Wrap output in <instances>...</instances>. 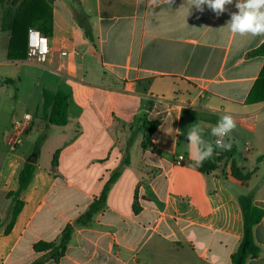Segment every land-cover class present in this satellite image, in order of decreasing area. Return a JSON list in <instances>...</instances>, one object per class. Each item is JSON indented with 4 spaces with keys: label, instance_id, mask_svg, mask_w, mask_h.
<instances>
[{
    "label": "crops",
    "instance_id": "crops-1",
    "mask_svg": "<svg viewBox=\"0 0 264 264\" xmlns=\"http://www.w3.org/2000/svg\"><path fill=\"white\" fill-rule=\"evenodd\" d=\"M235 3L219 16L207 6L188 15L180 8L185 0L152 11L147 0L49 3L48 62L31 82L0 77V264H233L244 221L230 185L253 190L264 211V161H258L264 156V56L251 55L264 36L228 30ZM11 38L2 29L0 4L3 61H28L9 59ZM46 90L69 95L67 126L45 120ZM222 114L236 121L226 142L238 167L251 173L247 184L232 176L231 162L205 175L190 158L188 128L215 125ZM16 120L22 125L14 127ZM146 123H158L150 137ZM170 127L185 135H169ZM203 139L225 152L215 147L210 128ZM33 154L24 206L6 233L8 194L18 190ZM104 191L102 209L80 222ZM68 228L71 238L58 260L53 250H36L40 243L58 245ZM254 237L261 253L247 264H264V216Z\"/></svg>",
    "mask_w": 264,
    "mask_h": 264
},
{
    "label": "trees",
    "instance_id": "trees-1",
    "mask_svg": "<svg viewBox=\"0 0 264 264\" xmlns=\"http://www.w3.org/2000/svg\"><path fill=\"white\" fill-rule=\"evenodd\" d=\"M53 0H0L2 6V29L4 31H11L12 38L10 43V49L8 57L9 59H26L27 57V40L29 28H35L41 31L45 36L52 34V15L46 11V7H49V3ZM6 5H9L8 7ZM76 18L85 30L86 36L93 41V35L89 27L82 21V15L77 14ZM252 56H264V43L251 53ZM260 78L264 79V69ZM69 95L62 90L44 92V105L43 116L50 125L67 126L70 122L69 114ZM158 123H146L148 129V137L154 131ZM45 136L42 135L36 142L35 152L39 154L42 144L45 140ZM58 155L56 153L53 161V166L56 167L58 163ZM235 157V149L231 151H225L217 153L214 151L212 158L205 160L203 165L198 170L205 174L211 175L216 170L220 169L222 165H226L231 162L232 176L244 184L251 178V173H244L241 168L238 167ZM259 162L264 161V156L259 158ZM35 164L27 162L22 168L19 174V187L16 192H10L8 198L11 199V205L9 210L10 222L6 227V233H10L16 219L22 208L24 202L21 200L22 193L30 185L34 173ZM106 200V191L101 195L100 199L96 201L89 211L80 219V222H89L93 215L100 211ZM238 201L243 214L244 221V233L238 250L232 255L233 264H247L250 259L257 258L261 253V248L256 244L254 237V228L262 221L264 211L255 205L254 192L243 194L238 196ZM2 219L0 217V225ZM71 228H68L61 239V242L57 244L40 243L36 246V250L39 253L53 250L58 256L56 260L64 254L67 245L71 238Z\"/></svg>",
    "mask_w": 264,
    "mask_h": 264
},
{
    "label": "clouds",
    "instance_id": "clouds-1",
    "mask_svg": "<svg viewBox=\"0 0 264 264\" xmlns=\"http://www.w3.org/2000/svg\"><path fill=\"white\" fill-rule=\"evenodd\" d=\"M174 2L175 0H147L146 7L152 11L163 4L171 7ZM231 4H233V0H185V4L180 8H186L189 15L190 9L193 7L197 11L203 12L207 6L219 16L226 11V6ZM235 7L238 11L231 13L230 20L226 25L228 30L232 34L240 36H264V0H236ZM204 127L210 128L211 135L216 137L214 142L216 148L222 151H231L233 145L230 142H225V138L230 136L237 125L231 114H222L215 125H204L201 122L188 128L186 133L187 144L190 158L196 168L201 167L204 161L212 158L214 154L213 143L203 139ZM171 132H175L177 135H185L180 129L174 131L172 127L167 133L171 135Z\"/></svg>",
    "mask_w": 264,
    "mask_h": 264
},
{
    "label": "rangeland",
    "instance_id": "rangeland-1",
    "mask_svg": "<svg viewBox=\"0 0 264 264\" xmlns=\"http://www.w3.org/2000/svg\"><path fill=\"white\" fill-rule=\"evenodd\" d=\"M7 52L5 51L4 46L2 45V42H0V77L3 79L4 77L8 79H14L16 82L19 79H22L24 82H31L33 79H35L39 73H40V65L30 62V61H24L20 62L18 64H9L5 63L3 60L6 59ZM10 87H8L9 89ZM3 97L6 99L8 98V94L4 93ZM3 110L0 111V117H3ZM244 147V144H242ZM210 180V179H209ZM209 182V181H208ZM243 185L241 183H233L228 188L230 191V194H232L234 197L238 199L239 195L248 194L251 193L253 190L248 189L246 186L242 187ZM239 202V201H238ZM243 216V214L241 213Z\"/></svg>",
    "mask_w": 264,
    "mask_h": 264
},
{
    "label": "built area",
    "instance_id": "built-area-1",
    "mask_svg": "<svg viewBox=\"0 0 264 264\" xmlns=\"http://www.w3.org/2000/svg\"><path fill=\"white\" fill-rule=\"evenodd\" d=\"M27 60L39 65H45L51 55L50 39L45 36L41 31L35 28H29L28 41H27ZM62 55H67V52H62ZM24 120L29 122L32 120L30 115H26ZM22 120H16L13 124L14 127L21 126ZM226 142V138H225ZM184 158H178V163L183 164Z\"/></svg>",
    "mask_w": 264,
    "mask_h": 264
},
{
    "label": "water",
    "instance_id": "water-1",
    "mask_svg": "<svg viewBox=\"0 0 264 264\" xmlns=\"http://www.w3.org/2000/svg\"><path fill=\"white\" fill-rule=\"evenodd\" d=\"M28 162L31 164H36L37 162V154H33L29 159Z\"/></svg>",
    "mask_w": 264,
    "mask_h": 264
}]
</instances>
